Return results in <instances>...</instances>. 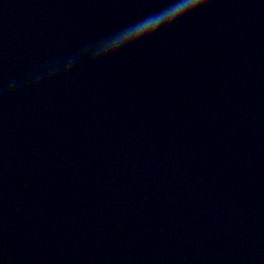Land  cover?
Listing matches in <instances>:
<instances>
[{
  "label": "water",
  "instance_id": "1",
  "mask_svg": "<svg viewBox=\"0 0 264 264\" xmlns=\"http://www.w3.org/2000/svg\"><path fill=\"white\" fill-rule=\"evenodd\" d=\"M186 2L0 0V264H264V0L91 58Z\"/></svg>",
  "mask_w": 264,
  "mask_h": 264
},
{
  "label": "clouds",
  "instance_id": "2",
  "mask_svg": "<svg viewBox=\"0 0 264 264\" xmlns=\"http://www.w3.org/2000/svg\"><path fill=\"white\" fill-rule=\"evenodd\" d=\"M191 5L192 0H187L181 7L170 9L158 17L148 18L138 22L122 32L102 41L92 51L91 58L93 60H103L152 37L161 29L171 26L183 16L198 10ZM69 67H71V61L66 66V69Z\"/></svg>",
  "mask_w": 264,
  "mask_h": 264
},
{
  "label": "snow or ice",
  "instance_id": "3",
  "mask_svg": "<svg viewBox=\"0 0 264 264\" xmlns=\"http://www.w3.org/2000/svg\"><path fill=\"white\" fill-rule=\"evenodd\" d=\"M213 2H214V0H192L191 6L193 8L199 9V8L208 6L209 4H211Z\"/></svg>",
  "mask_w": 264,
  "mask_h": 264
}]
</instances>
